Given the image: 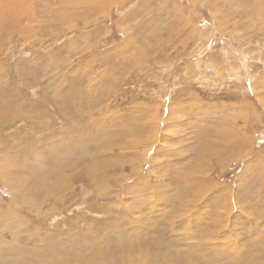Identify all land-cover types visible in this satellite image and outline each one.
Masks as SVG:
<instances>
[{"label":"rangeland","instance_id":"1","mask_svg":"<svg viewBox=\"0 0 264 264\" xmlns=\"http://www.w3.org/2000/svg\"><path fill=\"white\" fill-rule=\"evenodd\" d=\"M0 264H264V0H0Z\"/></svg>","mask_w":264,"mask_h":264}]
</instances>
